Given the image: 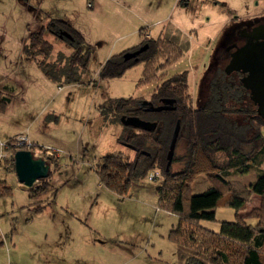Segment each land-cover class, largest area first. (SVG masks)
I'll return each mask as SVG.
<instances>
[{
	"label": "rangeland",
	"instance_id": "1",
	"mask_svg": "<svg viewBox=\"0 0 264 264\" xmlns=\"http://www.w3.org/2000/svg\"><path fill=\"white\" fill-rule=\"evenodd\" d=\"M170 1L169 9L174 4ZM174 1L175 7L180 0ZM86 2L87 0H0V81L12 82L22 78L17 83L13 81L18 86V94L0 116L3 122L0 124V141L5 144L4 140L13 134H23L31 143L37 142V146L59 151L49 155L58 160L57 170L51 167L49 177L54 178L51 179L53 186L59 185L55 199L53 198L54 204L51 208L44 209L39 217L31 215L33 218L28 223L29 228L26 227L24 231L21 226L26 224V218L30 219V214L26 208L21 207L26 205L28 193L18 187L13 168L8 162L9 153H2L0 147V156L6 154L7 157L6 161L0 158V180L10 189V194L0 199V211L6 209L10 218L7 221L6 214L0 213V232L4 235L9 233L8 222L12 221L16 230L24 231L21 241L30 239L28 232L31 237L41 234L50 239H59V235H62V238H68L64 248L65 255L93 254L97 258L96 264H106V258H112L108 264H175L173 245L168 240V233L176 225L177 218L156 207L154 190L161 180L145 179L142 183L147 187L146 193L134 191L133 188L129 191L128 198L122 200L97 181L94 167L102 157L114 153H124L129 157L133 155L130 148L118 140L125 133V126L120 123V119L117 121L112 113L100 117L98 107L103 104L108 107L117 100L128 98H136L140 102L150 101L155 88L162 81L184 70L189 72L188 92L192 108L202 105L212 89L219 95L221 87L227 81V49L233 45H241L245 28L261 20L251 16L259 2L254 0V3L238 6L234 0H187L183 4H191L182 20L177 16L178 12L172 10L168 13V27L175 36H171L169 31L166 38L173 37L181 48L185 44L190 47V42L191 47L163 70L153 73L151 69L149 75L154 80L150 84L137 87L143 70L142 65H137L121 78L106 80L100 86H63L58 91L57 88L48 87L41 72L24 58L22 52L28 31L36 29L34 18L38 10L47 12L50 9L49 13L53 18L65 19L79 30L95 54L88 65L89 75L96 71L105 54H118L122 45L133 46L137 40L133 31L145 28L151 34L160 28H149L148 22L143 23L140 28V22L134 18L128 26L117 28L119 20L130 16L122 8L117 10L120 13L117 14L108 0H94V8L91 10ZM159 4L163 5V0H147L145 8L149 10L153 5L157 7ZM181 8L182 5H179V10ZM159 19L162 18L147 17L145 21ZM47 22L44 20L42 24ZM165 32L166 30L163 34ZM192 34L195 37L193 42ZM46 38L53 44L51 59L62 61L70 54L66 39L51 35ZM14 75L20 78L16 79ZM246 103L249 105L246 101L233 106L235 109H242L247 106ZM261 133L264 136V127ZM30 150L35 158L46 157L47 153L44 151H36L34 147ZM184 152L185 143L181 141L176 145L175 157L181 158ZM180 166L179 162L177 166H172L171 171H176ZM153 174L154 172L152 177ZM207 178L199 175L194 180L192 195L201 194L209 187ZM231 179L246 186L255 181L256 172L250 171ZM41 185L42 183L37 182L32 189L27 190L31 191ZM49 193L44 197L52 200ZM259 203L260 199L253 197L249 209L257 207ZM37 205L38 203L35 204L36 207ZM233 219V210L219 209L215 222H203L201 225L217 232L221 221ZM88 241L96 243L91 245Z\"/></svg>",
	"mask_w": 264,
	"mask_h": 264
},
{
	"label": "trees",
	"instance_id": "2",
	"mask_svg": "<svg viewBox=\"0 0 264 264\" xmlns=\"http://www.w3.org/2000/svg\"><path fill=\"white\" fill-rule=\"evenodd\" d=\"M260 19L263 20L264 15ZM61 32L71 36V40L62 38L67 40L71 51L62 61L51 59L53 44L46 38L51 35L60 39ZM166 34L169 35L168 29L165 34L150 38L140 30V43L110 56L96 79L88 84L121 78L137 65L143 66L142 81H138L137 87L150 84L154 80L149 75L151 69L153 73L163 70L189 48L188 44L179 47L174 38L167 39ZM142 47L145 49L135 58L124 60L125 54ZM22 52L47 80L60 88L87 84L85 76L92 47L65 21L49 20L38 29L28 31ZM188 77L187 70L174 74L162 81L151 95L150 102L154 106L159 104L160 98L170 100L171 110L144 112L136 98L120 99L114 105L98 107L100 117L107 113L114 114L117 121L121 117H137L155 123L156 128L146 132L124 127L125 133L118 140L130 148L132 157L124 153L102 157L94 167L96 177L120 200L128 198L132 186L145 179L161 180L155 188L156 207L177 218L176 225L168 233V240L175 250V264H264V136L261 133L264 122L257 116L256 108L238 78L226 77L219 95L212 89L202 105L192 108ZM17 91L18 86L13 82L0 84V113L5 111ZM246 101L249 105L246 103L242 109L233 106ZM176 123L179 124L176 145L184 141L185 152L181 158L173 154L166 170V156ZM12 139L5 142L2 151L9 153L8 162L15 174L13 155L18 150L12 147ZM32 147L47 153L44 146L31 143ZM42 159L50 167L49 176L38 181L42 185L31 190L30 197L44 192L51 167L57 170L56 158L46 154ZM179 162L181 166L172 172V166ZM250 171L256 172V179L249 185L231 179ZM153 172L157 175L155 178L151 175ZM199 175L208 177L210 185L201 194L192 195L191 186ZM9 194L10 189L0 181V197ZM253 197L259 198L260 203L249 209ZM39 209L34 211L37 213ZM219 209L233 210L234 221H221L217 232L203 227V222H215Z\"/></svg>",
	"mask_w": 264,
	"mask_h": 264
},
{
	"label": "crops",
	"instance_id": "3",
	"mask_svg": "<svg viewBox=\"0 0 264 264\" xmlns=\"http://www.w3.org/2000/svg\"><path fill=\"white\" fill-rule=\"evenodd\" d=\"M108 1L112 5V8L114 9L115 12H118L117 10L119 8H122V11L124 13H127L128 15H130L126 19L119 20L116 24L117 28H124L126 25L128 26L130 23V20H132L133 18L137 22H140V24H141V25H139L140 28L142 27L143 23H147V22L149 23V24H147V26H149V28L154 29L156 26H160V28H158L157 31H153V33H151V34L145 28L139 29L138 31L137 30L133 31L134 36L137 37L135 44L133 43V46H131V47H126V45H122L120 47L119 53H121L125 50H128V49H131L140 43V41H141V36L139 35L140 30L143 31V35L145 37H150V38H157L158 36L162 35L163 32L167 29L171 32L172 30L168 27V25H169V14L168 13L171 12L172 10H174L176 13L178 12L177 16L179 17L180 20H182L181 18L186 16V14H187L186 10L191 4L190 2H188L187 4L184 5L183 3L187 2V0H180L179 3L176 4V6L174 7L173 5L175 4V1L172 0V2H174V4L169 9L171 1L170 0H165V1L163 0V5L159 4V6H157V7H155L153 5V7H151V9L148 10L145 8L147 0H108ZM234 1L237 2L238 6L254 3V0H234ZM258 2L259 3H257L255 5V10L251 12V16L254 17L253 19L260 18L262 15H264V0H258ZM86 4H90V6L88 8L93 10L94 0H87ZM179 5H182L181 10H179ZM49 10L50 9H48L47 12L46 11L42 12V10H39V12L36 15V18H34V20H36V23H37L36 29H38L40 26H42L44 24V23L42 24V22L44 20L49 21V20L57 19V20L65 21L74 30H76L78 33H80L79 30L76 29L71 22H69L65 19L57 18V17L53 18V15L49 13ZM117 14H120V13L118 12ZM147 17L148 18H152V17L153 18H155V17L159 18L160 17L162 19H159V21H153V22L150 21L149 22V20L145 21V18H147ZM160 20H162V21H160ZM163 23H167V24L163 25ZM171 33H172L171 36H175L173 34V32H171ZM187 34L188 33H184V35H187ZM192 35H193V37H192L191 41L193 42L195 37H194V34H192ZM189 46L191 47L190 42H189ZM190 47H189V49H190ZM94 56H95V54L93 52L90 61L93 59ZM110 56H112V55H110L109 53L105 54L103 56V61H102V63H99L97 65L96 71L90 75L88 73L85 76L86 82H90L91 80L96 79V76H97L100 68L102 67V65L105 63V61ZM89 64H90V62H89ZM129 71H131V69L128 70L127 72H129ZM26 75H24V76H26ZM14 77L16 79L20 78V77L17 78L15 75H14ZM44 79L46 80L48 87L57 88L58 91H60V87H58L56 84L52 83L51 81L47 80L45 77H44ZM20 80H22V78L19 80H13V81H15V83H17ZM103 82L104 81L98 82L96 84L91 83L90 85L86 84L84 86H92V85H99L100 86L101 84H103ZM0 84H1V81H0ZM68 87H80V86L68 85ZM16 94H18V93H16ZM102 102H104V101H102ZM10 104H11V102L7 106H10ZM101 104H103V103H101ZM7 108L8 107H6L5 110H7ZM2 114L3 113H0V116ZM0 121H1L0 124H3L1 118H0ZM13 136H15V134L10 136V138L5 139L4 141L7 142ZM1 142L2 141H0V147H1ZM36 144H37V142H36ZM237 177H239V176H237ZM237 177H235V178H237ZM3 178H5V176ZM15 178H16V176H15ZM51 179H54V178H49L48 182L45 183V185H44L45 191L44 192L34 194L33 196L30 197L31 191L24 188L23 185H21L16 178V180H17L16 183H17L18 187L21 190L28 193L27 203H26V205L22 206L21 208H26L25 210L28 211V213L30 214V217H29L30 219H28V218L25 219L24 223H26V224H23L21 226L22 230L25 231L26 227L29 228L28 223H31L29 221L32 220V218H33V217H31V215H33L34 217H39L40 214L43 213L44 209L51 208V206L54 204V199H55L54 196L56 195V192L58 190L59 185L54 184V186H53ZM0 181H2V180H0ZM97 181L99 183L98 178H97ZM4 184H5V182H4ZM99 185L104 187L100 183H99ZM133 188H135L134 191L145 192V193L147 192V187H145L142 182L133 185L131 190ZM49 189L51 191L50 193H49ZM46 193H49L52 200H50L48 197H46V198L44 197L46 195ZM3 198H5V197H0L1 200ZM156 198H157V194H156ZM37 203H38V205L36 207L35 204H37ZM35 208H40L39 209L40 211L37 210V213H36L34 211ZM5 210L6 209H4L3 211H0V213H2V215L6 214V219H7V221H9L10 220V218L8 217L9 215L7 214V211H5ZM233 221H234V219H233ZM8 226L10 228L9 233H5V235H4L0 232V264H96V262H97V258L93 254L73 255V256L65 255L64 248L67 244L66 239H68V238H62V235H59V239L58 238L57 239L56 238L50 239V238H48L47 235H41V234L36 235L34 237L33 236L31 237V233L28 232V236H30V239L27 238L26 240H28V241H21L22 240L21 234L24 231H22L20 229L16 230L12 221L8 222ZM51 238H53L52 235H51ZM95 243H96L95 241H88V244H91V245L95 244ZM25 251H27V252H25ZM174 251L175 250H174V246H173V254H174ZM111 260H112V258H110V259L106 258V264H108V262H110Z\"/></svg>",
	"mask_w": 264,
	"mask_h": 264
},
{
	"label": "water",
	"instance_id": "4",
	"mask_svg": "<svg viewBox=\"0 0 264 264\" xmlns=\"http://www.w3.org/2000/svg\"><path fill=\"white\" fill-rule=\"evenodd\" d=\"M58 37L71 40V36L66 32H61ZM246 39L240 47H233L230 59L225 66V74L233 72L240 73L243 77L239 82L248 92L249 100L256 108L257 116L264 122V23L252 27L251 31L242 35ZM145 47L134 53L125 54L124 60L135 58ZM162 103L172 105L170 100H163ZM142 105H149L150 112H159L164 107H153L150 103L143 101ZM172 109V108H171ZM120 123L125 127L153 131L155 123L140 120L137 117H121ZM179 133V124L176 123L170 139L166 170H168L174 154L175 145ZM14 172L18 182L26 189H32L39 180L47 179L50 167L42 158H35L31 151L18 150L13 155Z\"/></svg>",
	"mask_w": 264,
	"mask_h": 264
},
{
	"label": "flooded vegetation",
	"instance_id": "5",
	"mask_svg": "<svg viewBox=\"0 0 264 264\" xmlns=\"http://www.w3.org/2000/svg\"><path fill=\"white\" fill-rule=\"evenodd\" d=\"M262 23H264V19L263 20H260V21H258V22H255V23H253V24H251V26L250 27H246L245 28V32H250L251 31V29H252V27H254V26H256V25H258V24H262ZM243 38V37H242ZM245 41H246V39L245 38H243V42H242V44L241 45H233V46H230L228 49H227V55H228V61H229V59H230V55H231V53L235 50L233 47H240V46H242L244 43H245ZM228 63V62H227ZM227 65V64H226ZM226 77H232V78H238V80H240V78L241 77H243V75L242 74H240V73H236V72H233V73H231V74H229V75H227ZM163 100H166V99H158V101H159V104H157L156 106H154L150 101H146V102H148V103H150L153 107H164V109L163 110H168V109H170L171 108V105H169V104H164V103H162V101ZM142 102L143 101H141V103H139L138 105H139V107H141L142 108V110L144 111V112H150V111H148V109L150 108V106L149 105H142ZM162 110V111H163ZM171 110V109H170ZM146 122V121H145ZM156 128V127H155ZM146 132H149V131H146Z\"/></svg>",
	"mask_w": 264,
	"mask_h": 264
},
{
	"label": "built area",
	"instance_id": "6",
	"mask_svg": "<svg viewBox=\"0 0 264 264\" xmlns=\"http://www.w3.org/2000/svg\"><path fill=\"white\" fill-rule=\"evenodd\" d=\"M87 6L89 7L90 4H87ZM13 145L12 147L14 149H17V150H28V151H31L30 148H31V142L29 141V139L27 138L26 135H23V134H20V135H16L13 137ZM5 144L1 143V149L3 150V147ZM46 149V152L48 155H50L51 152H59L58 150H53L51 149L50 147H45ZM36 151H38V149H36ZM2 153H5L2 151ZM34 156V154H33ZM6 157V154H1L0 158L3 159ZM35 157V156H34ZM41 158V157H40ZM157 175L156 173H154L153 175V178H155Z\"/></svg>",
	"mask_w": 264,
	"mask_h": 264
}]
</instances>
